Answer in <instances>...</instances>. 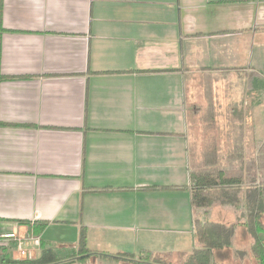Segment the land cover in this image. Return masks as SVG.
<instances>
[{"label": "crops", "instance_id": "1", "mask_svg": "<svg viewBox=\"0 0 264 264\" xmlns=\"http://www.w3.org/2000/svg\"><path fill=\"white\" fill-rule=\"evenodd\" d=\"M198 104L244 115L253 162L264 0H0V233L66 256L83 230L92 254L69 264L176 256Z\"/></svg>", "mask_w": 264, "mask_h": 264}, {"label": "trees", "instance_id": "2", "mask_svg": "<svg viewBox=\"0 0 264 264\" xmlns=\"http://www.w3.org/2000/svg\"><path fill=\"white\" fill-rule=\"evenodd\" d=\"M204 133L214 128V116L203 117ZM214 139L213 137H209ZM215 143L209 142L204 146L205 161L202 167L191 171L188 163L191 205L195 207H209L219 203L241 206L246 215L245 230L256 239L252 251L259 263L264 260V240L258 238L264 235V140L257 148L254 161L250 162L247 171L240 174L227 173L219 168L214 156ZM234 233V224L226 226L223 223L202 220L193 217L192 234L198 247L188 254L181 264H221L214 257V253L221 251L230 243ZM92 253L86 246L84 231H80L77 248L66 256H59L53 248H43L33 259L17 260L12 258L5 248L0 247V264H69L76 259L89 257ZM128 253H121L120 257L127 259ZM130 260V259H127ZM156 264H166L159 258L145 259Z\"/></svg>", "mask_w": 264, "mask_h": 264}, {"label": "rangeland", "instance_id": "3", "mask_svg": "<svg viewBox=\"0 0 264 264\" xmlns=\"http://www.w3.org/2000/svg\"><path fill=\"white\" fill-rule=\"evenodd\" d=\"M191 91L193 93V89H191ZM192 93L189 94L191 97L193 95ZM219 109H215L212 104L201 106L198 104L196 113L193 114L192 112L191 114H188L189 128L187 146L189 152V164L190 167H192L191 171H195V169L202 167L203 161H205L204 146L213 141L215 143L214 156L219 168L224 169L230 174L245 173L254 156L255 149L251 147L247 149L243 148V134L240 133V130L245 126L248 127V125L243 122L244 115H235L232 117L226 115L227 110L225 111L224 108ZM211 113L214 116V128H212L210 132L204 133L203 117H205V115H210ZM209 137H213L214 139ZM239 141L241 142V145ZM241 154L243 155V158H241ZM194 211L195 217L202 220L216 221L223 223L226 226L234 224V233L231 237L230 243L226 245L223 250L219 251L223 264H261L258 259L255 258V254L252 251L256 239L251 237L245 230L244 222H246V215L243 205H222L216 203L209 207H195ZM261 221L264 224V218ZM182 238L186 240H183L181 243L179 247L181 249L175 254L176 256L171 257V254L168 253H157L153 256L161 258L166 264L174 263L175 261H172V258L174 259V257L175 260L183 259L189 250L191 252V245L193 247H198V245L195 244V242H191L192 236L190 233L187 235L183 233ZM258 239L260 241L264 240V235L260 236ZM174 241L176 240L174 239ZM17 260L24 259L17 258ZM262 264H264V260Z\"/></svg>", "mask_w": 264, "mask_h": 264}, {"label": "built area", "instance_id": "4", "mask_svg": "<svg viewBox=\"0 0 264 264\" xmlns=\"http://www.w3.org/2000/svg\"><path fill=\"white\" fill-rule=\"evenodd\" d=\"M0 247L10 251L16 259H33L38 254L39 238L32 235L18 236L14 232L0 233Z\"/></svg>", "mask_w": 264, "mask_h": 264}]
</instances>
